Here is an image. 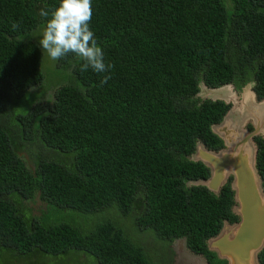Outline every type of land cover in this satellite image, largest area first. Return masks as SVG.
Here are the masks:
<instances>
[{
  "label": "trees",
  "instance_id": "trees-1",
  "mask_svg": "<svg viewBox=\"0 0 264 264\" xmlns=\"http://www.w3.org/2000/svg\"><path fill=\"white\" fill-rule=\"evenodd\" d=\"M58 4L0 0V256L155 264L126 233L134 227L165 246L185 237L192 252L226 264L208 240L237 221L231 182L220 195L188 183L210 176L189 156L198 141L223 147L212 126L230 106L197 94L201 82L241 90L255 81L264 98V0H92L90 28L113 67L81 71L69 53L48 80L33 34L46 23L40 9ZM38 197L41 216L26 203ZM79 214L113 217L85 231Z\"/></svg>",
  "mask_w": 264,
  "mask_h": 264
},
{
  "label": "water",
  "instance_id": "water-1",
  "mask_svg": "<svg viewBox=\"0 0 264 264\" xmlns=\"http://www.w3.org/2000/svg\"><path fill=\"white\" fill-rule=\"evenodd\" d=\"M255 86L252 81L241 90L232 83L210 88L201 82L197 94L202 101H222L230 106L223 120L212 126L223 149L215 151L198 141L189 156L190 160L203 163L210 170V177L188 183L205 186L220 195L232 178V213L239 220H226L220 232L208 240L209 251L226 264H261L259 255L264 249V181L258 169L256 141L258 137L264 139V98L259 99ZM172 249L174 264H211L203 254L188 248L185 237L176 239Z\"/></svg>",
  "mask_w": 264,
  "mask_h": 264
},
{
  "label": "clouds",
  "instance_id": "clouds-1",
  "mask_svg": "<svg viewBox=\"0 0 264 264\" xmlns=\"http://www.w3.org/2000/svg\"><path fill=\"white\" fill-rule=\"evenodd\" d=\"M92 15V0H59L51 12L41 8L39 16L46 18V23L40 46L54 61L72 53L82 61L81 71L91 68L96 73H107L113 65L105 63L104 52L90 28ZM18 26L14 22L13 30ZM109 78L105 75L101 84Z\"/></svg>",
  "mask_w": 264,
  "mask_h": 264
},
{
  "label": "rangeland",
  "instance_id": "rangeland-1",
  "mask_svg": "<svg viewBox=\"0 0 264 264\" xmlns=\"http://www.w3.org/2000/svg\"><path fill=\"white\" fill-rule=\"evenodd\" d=\"M44 31V28L39 29L38 31L34 32L33 34V38L34 41H36L39 44V40L42 38V33ZM43 72L45 74L46 79H50V78H55L56 76H58V71L56 69V60H52L50 58V56L48 55V53L45 51L44 53V57H43ZM42 88H38V90H41ZM32 100L31 96L27 97V102L30 103ZM23 155V154H22ZM27 155V153H26ZM28 159L30 157H27ZM34 167V165H31ZM35 168V167H34ZM28 207L31 209L32 213L34 215H42V209H45V204L44 202L38 197L34 200H29L26 202ZM82 216H79L78 220L76 221V224L81 226L82 228L86 229L85 231H89L90 229H92L98 222L106 219V218H110L111 216L106 215V216H102V215H97L95 217L93 216H85L83 214H79ZM49 218H53V219H57L59 218L58 213H55L53 216H51V214L49 215ZM113 217V216H112ZM50 219V220H51ZM117 220V219H116ZM118 221V220H117ZM121 221V220H119ZM123 222V221H121ZM122 226V223H121ZM124 226V225H123ZM126 233L129 235V237H131L133 239V243L138 245H142V242H144L147 246H149V248L145 249L148 252L149 256L155 260L157 262V264H166V260L164 258V256L167 255L166 251H165V244L157 242L155 239H145L146 236H151V234L146 233V234H142V231H138L136 230L134 227H130L127 228ZM164 245V246H163ZM174 245V244H173ZM172 245V246H173ZM171 246V250L174 252V250L172 249ZM162 247V248H160ZM175 254V252H174ZM40 255V254H38ZM85 255H77L76 257L74 256H68L66 259L60 258V259H55L53 257H47L42 259L39 256H35V260L39 261V264H88ZM5 259L0 256V264H5L6 262L4 261ZM32 260H25L22 261V264H29L31 263ZM7 264V263H6ZM171 264V263H168ZM174 264V262H173Z\"/></svg>",
  "mask_w": 264,
  "mask_h": 264
},
{
  "label": "flooded vegetation",
  "instance_id": "flooded-vegetation-1",
  "mask_svg": "<svg viewBox=\"0 0 264 264\" xmlns=\"http://www.w3.org/2000/svg\"><path fill=\"white\" fill-rule=\"evenodd\" d=\"M251 129V128H250ZM224 147V146H223ZM223 147L222 148H220V149H217V150H215V151H220L221 149H223ZM213 150V149H212ZM210 175H211V173H210ZM210 177V176H209ZM208 177V178H209ZM232 179V178H231ZM232 180H229V182H231ZM228 182V183H229ZM228 183L226 184V185H228ZM225 185V186H226ZM239 220V218H237V221ZM236 222V221H235ZM142 234H144V233H142ZM145 239H153V236L151 237V236H146L145 237ZM175 243V241L172 243V244H170V245H168V246H165V251H166V253H167V255L166 256H164V258H165V260H166V264H168V263H171V264H173V262L175 261V254H174V252L171 250V246L173 245ZM142 245L143 246H145L146 248H149V246H147L144 242H142ZM164 246V245H163ZM160 248H162V247H160ZM151 258V257H150ZM151 260L155 263V264H157V262L155 261V260H153L152 258H151Z\"/></svg>",
  "mask_w": 264,
  "mask_h": 264
}]
</instances>
